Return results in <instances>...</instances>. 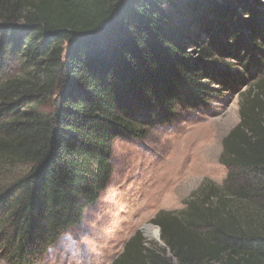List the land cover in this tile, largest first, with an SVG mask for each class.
I'll list each match as a JSON object with an SVG mask.
<instances>
[{
    "label": "trees",
    "instance_id": "1",
    "mask_svg": "<svg viewBox=\"0 0 264 264\" xmlns=\"http://www.w3.org/2000/svg\"><path fill=\"white\" fill-rule=\"evenodd\" d=\"M233 60L254 83L225 181L158 211L165 247L137 231L112 264H264V0H0V172L26 167L0 185V258L39 264L98 204L115 140L207 107Z\"/></svg>",
    "mask_w": 264,
    "mask_h": 264
},
{
    "label": "rangeland",
    "instance_id": "2",
    "mask_svg": "<svg viewBox=\"0 0 264 264\" xmlns=\"http://www.w3.org/2000/svg\"><path fill=\"white\" fill-rule=\"evenodd\" d=\"M233 63V89L207 107L172 118L144 140H115L114 171L98 204L39 264H112L137 231L146 246L165 247L147 230L158 211L180 212L205 181L223 184L227 177L220 162L223 140L239 124L240 104L254 83L250 73ZM25 171L22 165L6 166L0 185ZM0 264L8 263L0 258Z\"/></svg>",
    "mask_w": 264,
    "mask_h": 264
},
{
    "label": "bare ground",
    "instance_id": "3",
    "mask_svg": "<svg viewBox=\"0 0 264 264\" xmlns=\"http://www.w3.org/2000/svg\"><path fill=\"white\" fill-rule=\"evenodd\" d=\"M147 230H148V235L156 236V237H159V235H160L158 228H154L152 226H148Z\"/></svg>",
    "mask_w": 264,
    "mask_h": 264
},
{
    "label": "water",
    "instance_id": "4",
    "mask_svg": "<svg viewBox=\"0 0 264 264\" xmlns=\"http://www.w3.org/2000/svg\"><path fill=\"white\" fill-rule=\"evenodd\" d=\"M148 226H152V227H154V228H158V230H159V233H160V235H159V238H160V243L163 245V246H166V244L162 241V238H161V235H162V233H161V228L159 227V226H156V225H154V224H150V225H148ZM169 253H170V250H169Z\"/></svg>",
    "mask_w": 264,
    "mask_h": 264
}]
</instances>
